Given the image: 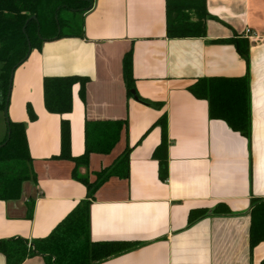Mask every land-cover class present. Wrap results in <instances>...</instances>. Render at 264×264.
<instances>
[{"label": "crops", "instance_id": "crops-1", "mask_svg": "<svg viewBox=\"0 0 264 264\" xmlns=\"http://www.w3.org/2000/svg\"><path fill=\"white\" fill-rule=\"evenodd\" d=\"M207 8L205 37L169 39L166 0H93L76 36L32 51L15 71L8 116L26 124L37 179L23 183L20 199L0 201V240L44 238L86 200V187L73 178L74 162L57 158L62 120L71 123L74 157L85 152L87 123L121 121L126 126L113 151L92 154L80 173L94 182L130 150L129 178L111 177L91 201L90 237L138 247L98 264H261L264 242L251 250L250 226L253 201L264 199V0H207ZM247 29L258 39H248ZM240 38L249 41L248 61L232 42ZM128 53L137 95L160 109L128 95L123 67ZM75 76L89 79L85 99L76 85L73 111L49 113L44 79ZM245 76L250 139L210 119L208 102L189 92L201 78ZM28 105L37 116L33 122ZM164 114L168 175L162 181L153 157L162 132L153 126ZM6 136L0 110V143ZM220 205L231 213L189 224L191 211ZM0 264H6L2 254ZM23 264L46 263L36 256Z\"/></svg>", "mask_w": 264, "mask_h": 264}, {"label": "trees", "instance_id": "trees-1", "mask_svg": "<svg viewBox=\"0 0 264 264\" xmlns=\"http://www.w3.org/2000/svg\"><path fill=\"white\" fill-rule=\"evenodd\" d=\"M93 0H0V110L9 106L11 76L32 51L42 50L45 42L76 36L71 20L63 12L68 10L81 15L88 12ZM167 37L202 38L207 34V0H166ZM36 17V20L32 19ZM26 27L25 32L23 31ZM66 29H72L67 31ZM225 42L221 41L220 43ZM238 53L248 61L250 44L247 39L232 41ZM124 77L128 95L133 97L132 56L128 53L123 61ZM86 77H54L44 79V102L51 114L65 115L73 111V89L80 86V97L85 99ZM189 92L199 100L209 104V117L224 121L234 132L251 138L250 80L240 78L212 77L198 79L189 87ZM138 96V95H137ZM138 101L149 107L160 109L161 105L138 96ZM30 121L37 119L33 108L28 105ZM125 122L87 123L85 127V152L80 157L72 155V132L69 120L61 122V152L58 159L74 162V180L87 189V198L78 205L46 237L28 241L22 238L0 240V254L6 264H23L27 259L40 256L46 264H98L111 257L138 247L127 242H93L90 237V205L96 192L111 177L128 179L130 176V150L108 169L96 175L90 182L80 173V168L88 167L92 154L108 155L120 141ZM160 127L162 141L155 149L153 157L159 162V176L162 181L168 175V119L164 114L153 127ZM32 169L26 124L7 122V136L0 143V201L18 200L23 183L36 180ZM33 205L28 206L29 217L33 216ZM225 205L212 211L200 209L189 214V224L212 215L230 214ZM264 242V199L254 200L251 210L250 248ZM264 264V260L261 262Z\"/></svg>", "mask_w": 264, "mask_h": 264}, {"label": "rangeland", "instance_id": "rangeland-1", "mask_svg": "<svg viewBox=\"0 0 264 264\" xmlns=\"http://www.w3.org/2000/svg\"><path fill=\"white\" fill-rule=\"evenodd\" d=\"M64 16L67 19L71 20V24H72V29L74 30H78L79 28H81L82 26V21H81V14L80 13H73L72 11H64L63 12ZM72 29H66L67 31H72Z\"/></svg>", "mask_w": 264, "mask_h": 264}, {"label": "water", "instance_id": "water-1", "mask_svg": "<svg viewBox=\"0 0 264 264\" xmlns=\"http://www.w3.org/2000/svg\"><path fill=\"white\" fill-rule=\"evenodd\" d=\"M32 19L36 20V17H33ZM25 29H26V27H24V29H23L24 32H25ZM28 43H29V52H30V53H29L27 59L29 58L30 54L32 53V47H31V44H30L29 39H28ZM16 70H17V69H16ZM14 74H15V72H13V74H12V76H11V84H10V92H9V100H8L9 102H10V98H11V94H12V86H13ZM131 93H132V95H133V98H134L135 100L138 101V96H137L136 91H135V90H132ZM8 108H9V106L7 107V109H6V111H5L7 122L10 121L9 116H8Z\"/></svg>", "mask_w": 264, "mask_h": 264}, {"label": "built area", "instance_id": "built-area-1", "mask_svg": "<svg viewBox=\"0 0 264 264\" xmlns=\"http://www.w3.org/2000/svg\"><path fill=\"white\" fill-rule=\"evenodd\" d=\"M248 39H258V36H256L255 34H253V32L250 30V29H247L245 31V34H244Z\"/></svg>", "mask_w": 264, "mask_h": 264}]
</instances>
